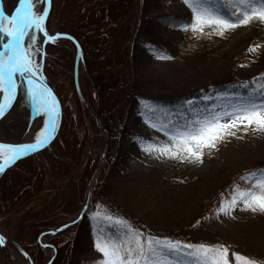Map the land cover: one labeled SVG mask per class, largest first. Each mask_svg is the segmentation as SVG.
I'll use <instances>...</instances> for the list:
<instances>
[{"label":"rangeland","instance_id":"374dc122","mask_svg":"<svg viewBox=\"0 0 264 264\" xmlns=\"http://www.w3.org/2000/svg\"><path fill=\"white\" fill-rule=\"evenodd\" d=\"M2 1L7 14L17 4V0ZM77 1L78 5L69 9L71 0H51L45 21L49 33L63 30L66 21L71 27L76 22L82 27L93 19L94 1ZM84 5L86 11L81 12ZM43 8L44 4H40L37 11ZM138 8L141 20L157 15L161 17L159 21L166 25L160 26V23L150 20L135 30L122 73L148 83L145 86L148 94L178 97L172 106L183 109V112H174L175 115L170 112L167 120L160 121L149 111L133 112L123 102L115 105L113 100H106L103 103L114 112L115 118L121 120L122 117L124 127L121 128L125 130L108 141V136L99 126L98 116L99 125L95 122L93 110L84 103L85 100L90 106L87 91L92 78L91 56L88 53L85 63L82 59L78 61L79 90L84 98L83 103L80 101L83 104L81 110L76 95L81 97L72 82L71 66L73 63L74 67L75 62L72 42L61 37L54 44H44V37L38 34V47L42 48L43 58L41 60V53H37L34 57L36 62L43 65L46 62V70L44 65L42 73L53 89L55 79H61L60 86L66 89L62 94L64 117L59 128L62 135L57 137L58 131L57 139L54 138L44 149L18 159L16 165L0 174V232L27 245L32 256L39 255L34 264H46L43 262L54 254V250L57 252V247L66 243L68 249L69 242L76 236L72 251L60 250L58 259L61 264H94L101 259V254L94 248L98 225L93 217L108 210L120 214L145 234L192 244L227 245L230 246V261L233 251L264 261V213L245 211L242 203L230 209L231 215L218 211L222 201L231 199L234 185L246 188L247 184L241 177L264 169V132L250 130L245 133L241 130L236 136H225L216 148L204 149L202 163L157 158L155 154L143 151L141 141L137 139L143 138L145 143H164L167 137L157 130L160 125L183 124L202 118L213 109L221 111L226 105L247 98L251 91L245 96L238 90L245 82L250 84L264 73V41L260 42L251 35L259 22L230 30L221 37L180 29L177 17L186 16L190 10L183 0H140ZM78 15L82 17L78 19ZM190 16L192 20V13ZM147 26L152 30L150 39L162 43L167 52H160L141 40ZM86 32L82 31L81 35ZM204 32L210 33L211 29L205 27ZM96 42L95 37L89 41L93 47ZM255 45L260 46L257 51L249 52L248 49ZM204 50L207 53L199 59L194 58L198 51ZM158 55L171 58L158 59ZM109 58L106 56L102 62L97 57L93 65L109 68ZM47 60L55 66L61 63V66L54 69L47 65ZM220 76L232 79L234 88L207 95L206 85ZM237 87L240 88L237 90ZM192 92L197 96L192 97ZM44 120L45 117L35 112L21 87L14 105L0 119V141L19 142L28 134H31L29 140H35ZM146 120H151L157 127H149ZM105 143V154L101 156ZM47 161L55 168V173H52L55 179L45 183L43 180L51 176ZM227 179L231 180V189L226 193L221 188ZM37 184H47V190L45 185L40 187L39 199L38 193H32L33 186ZM10 188H14V193ZM51 197V208L33 213ZM85 204L86 210L77 217ZM28 205L29 208L25 209ZM30 214L37 217L32 218ZM65 223H69L68 227L42 235L41 244L36 242L40 232L53 230ZM58 262L56 259L55 264ZM0 264L29 262L10 241H6V246L0 245Z\"/></svg>","mask_w":264,"mask_h":264},{"label":"snow or ice","instance_id":"6c2138e0","mask_svg":"<svg viewBox=\"0 0 264 264\" xmlns=\"http://www.w3.org/2000/svg\"><path fill=\"white\" fill-rule=\"evenodd\" d=\"M208 2L183 0L192 13V20L184 25V31L222 37L230 30L253 22L264 24V0H226L225 6L232 9L230 16L221 15L209 7ZM40 4L46 6L37 11ZM50 6L51 0H18L10 16L0 6V117L12 106L21 87L35 112L45 117L34 143H0V174L18 159L46 146L58 126L59 101L52 89L43 83V63H37L34 58L37 53H41V60L43 58L42 48L38 47V34L43 35L44 44H54L61 38L60 34L50 35L45 28ZM205 27H209L211 32L205 33ZM259 47L252 46L248 51L256 52ZM157 58L171 57L158 55ZM252 83L255 86L247 98L226 105L221 111L213 109L202 118L183 124L160 125L157 130L167 137L164 143H145L143 138H137L141 141V149L157 158L202 163L204 149L216 148L225 136H236L241 130L245 133L250 130L264 132V73L254 78ZM243 87L248 88L249 82H245ZM225 120L227 122H223ZM145 123L149 127H157L151 120ZM240 179L246 182V188L234 185L231 199L222 201L219 213L231 215L230 209L241 203L245 211L264 213V169L249 172ZM93 218L100 222L95 231L94 248L101 254V259L94 264H264V261L235 251L231 253L230 261V246L227 245L162 239L145 234L126 219L111 214L96 213ZM109 228L116 231L109 232ZM4 243L5 238L0 236V245Z\"/></svg>","mask_w":264,"mask_h":264},{"label":"trees","instance_id":"16d2710c","mask_svg":"<svg viewBox=\"0 0 264 264\" xmlns=\"http://www.w3.org/2000/svg\"><path fill=\"white\" fill-rule=\"evenodd\" d=\"M93 1H94V5L96 6L95 11L91 12L93 19L89 20L82 27H79L77 25L78 22L76 21H75L76 24L73 27H71V25L68 24V21H66L65 24L68 26L66 27V25L63 24V26H65L64 29L63 30L60 29L58 31L67 32L77 39L82 49L83 63L86 62V56L88 55V53H89V56L92 57V59L90 57V60H91L90 72H91L92 78H91V81L88 87L89 90L87 91V97H88V100H89L88 102L91 108L98 116L99 120L101 121L102 126L106 129V132L108 134V141L112 140L118 134H121L122 131H125V130L124 128H121V126L124 127V124H122L123 122L122 117H121V120L115 118L116 115L114 114V112L109 111V108L104 105L103 102L106 100H110V101L113 100L112 102H115V105H118V103L123 102L124 106L128 110L133 111V112L139 111V110L149 111L152 114L153 118L160 120V121L167 120L170 112H173L172 115H175L174 112H177V114L183 112V109L174 108V106H172V104L175 101H177L178 97L168 98V96L159 97V96H154L152 94H148L147 89H145V86L148 85V83H145L144 81L139 82L135 79L133 75L131 77L130 76L126 77L122 73L123 71L122 69H124V64L128 60L129 48L131 46V42L134 40L135 30L137 31L139 27H141L142 24H144L145 22L147 23L150 20L152 21L154 20V22L160 23L159 24L160 26L166 25L165 23H161L159 21L161 17L157 15H153V16H148L145 19L142 18L141 20V15L140 17L138 16L139 11H140L138 8L140 0H93ZM225 2H223L222 0H209L208 4L209 6H212L215 10L220 12L221 15L230 16V13H231L229 11L230 8L225 6ZM76 5H78V1L71 0L69 9L75 8ZM85 11L86 9L84 5L82 6L81 12H85ZM58 12L60 11L58 10ZM190 15H191V11L189 10L186 16L177 17L179 20L178 25H180L179 27L180 29L183 30L184 25H187L191 22ZM81 17H82L81 15L80 16L78 15L77 18L79 19ZM82 31H87V32L86 34L83 33V35H81ZM151 31L152 30L150 26H147L145 28V34L143 33L144 38H141V40L142 41L145 40V42L148 43V45L152 46L153 48H155L156 50L160 52H167L166 48H164V45L162 43H159L158 40L150 39ZM251 35L256 40L263 42L264 41V24H261V23L257 24L255 27V30L252 32ZM94 37H95V41L97 42L95 46L93 47L89 43V41L90 40L92 41ZM123 38L125 39L123 40ZM204 53H207V51L206 50L198 51L194 58L199 59V57L204 55ZM106 56L108 58L110 57L109 60H107V64L108 63L110 64L109 68L108 67H103V68L98 67L97 68L96 67L97 65L95 66L93 65L94 61L97 60V57H100L101 59L103 58L102 60L100 59V61L103 62L106 60L105 59ZM44 65H45L44 68L46 70V62ZM47 65L55 69L59 67L58 65L61 66V63L55 66L54 63H51L48 61ZM71 67L73 70V63ZM60 80L61 79L59 80L55 79L53 86L61 102L62 110L64 112V109H63L64 98L62 97V94H65L66 89L64 88L63 85L60 86ZM212 80L213 81L210 80L211 82L207 84L206 87L204 88V89H207V95H212L219 91H230V89L234 88L233 84L235 82L232 79H227L225 76H220L219 79H212ZM73 85H74V82H73ZM191 95H194L192 97L197 96L196 92H192ZM76 100H77L76 102L78 104V107H81V110H82L83 104L80 103V101L82 100L77 95H76ZM79 104H81V106H79ZM155 109L158 111L154 112L153 110ZM117 113L120 114V112H117ZM63 117L64 116H62L61 123L63 122ZM61 127H62V124L60 128ZM61 135H62L61 131H59V134L57 137H60ZM56 139L57 138H55V140ZM47 164H49V161H47ZM47 168L49 169L51 176H48L47 179L45 178L43 182L45 183H47V181L53 182L55 178L52 176V173H55V168L53 169V166H51L50 164ZM14 177H16V175ZM223 184L225 185H223V187L221 188V191L227 193L231 189V180L227 179L226 181L223 182ZM226 184L227 185L229 184V187L226 188ZM42 185H45V184H37L33 186L34 190L32 191V193L33 192L34 194L38 193V195L36 194L38 199L41 197V194H39V192H40V187ZM13 186L14 188H16L17 184ZM14 188H10V190L13 191V193H14V190L12 189ZM45 188H46L45 190H47V184L45 185ZM14 201H15V196H13V199H12L13 203ZM52 204H53L52 197L48 198L47 201H45L43 205H40L37 209H35L33 213H39L44 208H51ZM29 205L26 206L25 209H28ZM104 214H111L112 216L122 217L120 216V214H117V213H114L108 210H106L105 213H101V215H104ZM29 216H31L32 218L37 217L33 214H30ZM96 222H97V225L100 223L97 219H96ZM77 226L76 228H78ZM108 231L115 232L116 229L109 228ZM74 240H76V236H74L73 239L69 242L68 249H66V245H67L66 243L63 246H60L59 248L57 247V252L55 253V256L53 257V260L51 261L50 264H55L56 259L57 261H59L57 264H61V261L58 259V255H60V250H71L72 251L74 247ZM37 258H40L39 255L38 256L36 255V257L34 258L35 261H37L36 260Z\"/></svg>","mask_w":264,"mask_h":264},{"label":"water","instance_id":"95a60500","mask_svg":"<svg viewBox=\"0 0 264 264\" xmlns=\"http://www.w3.org/2000/svg\"><path fill=\"white\" fill-rule=\"evenodd\" d=\"M17 3H18V0H17ZM0 6H2V8H3V5H2V0H0ZM16 6H17V4H16ZM15 6V7H16ZM46 5L44 4V7H45ZM14 7V8H15ZM51 7V6H50ZM14 8H13V10H14ZM13 10L10 12V14H8L9 16L12 14V12H13ZM49 10H50V8H49ZM7 14V13H6ZM56 34H60V36L61 37H67V38H71V40L74 42V44H75V47H76V53H75V62H74V82H75V87H76V89H77V91H78V94H79V96L81 97V99L82 100H84V98H83V96L81 95V92H80V90H79V84H78V61H79V59H81V47H80V45H79V43L77 42V40L72 36V35H70V34H68V33H65V32H54V33H52V34H50V35H56ZM43 83H45L46 84V86L48 87V88H50V89H52V91H53V93L55 94V96H56V98H57V100L59 101V98H58V96H57V94L55 93V91L53 90V88H52V86L45 80V78H44V81H43ZM16 97H17V95H16ZM16 99V98H15ZM15 101V100H14ZM14 101H13V103H14ZM84 102H85V104L87 105V107L89 108V109H91L90 108V106L88 105V103L84 100ZM12 103V104H13ZM10 109V108H9ZM8 109V110H9ZM7 110V111H8ZM6 111V112H7ZM61 116H62V109H61V103H60V101H59V118H58V121H57V128H56V131H55V133L53 134V138L50 140V142L47 144V145H49L50 143H51V141L56 137V135L58 134V131H59V128H60V125H61ZM94 116H95V121H96V123L99 125V120H98V118H97V116L95 115V113H94ZM1 118V117H0ZM100 126V128L102 129V130H104V128L101 126V125H99ZM106 138H107V136H106ZM35 142V140L34 141H19V142H6V141H0V143H3V144H10V145H23V144H32V143H34ZM106 143H107V140H106ZM106 143H105V146H104V149H103V151H102V153H101V156H104V154H105V149H106ZM46 145V146H47ZM45 147V146H44ZM44 147H42V148H44ZM42 148H40V149H42ZM39 149V150H40ZM38 151V150H37ZM33 153V152H32ZM85 207H86V204L81 208V210H80V214L77 216V217H79L83 212H84V210H85ZM72 221H74V220H72ZM71 223V222H70ZM69 223H65V224H63L61 227H58V228H56L55 230H58V229H60V228H62V227H64L65 225H68ZM55 230H46V231H44V232H42V233H40L39 234V236H38V241H40V236L43 234V233H49V232H53V231H55ZM0 236H3V234L0 232ZM5 237V236H4ZM6 241H10L13 245H15L23 254H27L25 251H24V249L15 241V240H13V239H11V238H5V243H6ZM4 243V244H5ZM27 256V255H26ZM30 260V259H29ZM49 262H50V260L46 263V264H49Z\"/></svg>","mask_w":264,"mask_h":264},{"label":"bare ground","instance_id":"6f19581e","mask_svg":"<svg viewBox=\"0 0 264 264\" xmlns=\"http://www.w3.org/2000/svg\"><path fill=\"white\" fill-rule=\"evenodd\" d=\"M37 9H38V8H37ZM254 86H255V85H253V83H250L248 88H245V87H242V88L237 87L236 89L238 90V88H240L238 91L242 92L243 95L246 96V95H247V92H248V91H251L252 88H253ZM15 101H16V100H15ZM14 103H15V102H14ZM13 105H14V104H13ZM13 105H12V106H13ZM12 106H11V107H12ZM10 109H11V108H10ZM30 135H31V134H28L27 137H25L22 141H28ZM54 140H55V139H54ZM3 237H4V235H3ZM4 238H6V237H4ZM41 239H42V238H41Z\"/></svg>","mask_w":264,"mask_h":264},{"label":"flooded vegetation","instance_id":"af4514ba","mask_svg":"<svg viewBox=\"0 0 264 264\" xmlns=\"http://www.w3.org/2000/svg\"><path fill=\"white\" fill-rule=\"evenodd\" d=\"M22 159V158H21ZM17 163V162H16ZM13 165H15V164H13ZM12 165V166H13ZM36 242H37V240H36ZM19 243V245L24 249V251L27 253V255H28V257H29V259H30V261L34 264V262H35V255L33 254V256H32V253L30 252V249L27 247V245H25L24 243H21V242H18ZM18 251L21 253V251L18 249Z\"/></svg>","mask_w":264,"mask_h":264}]
</instances>
